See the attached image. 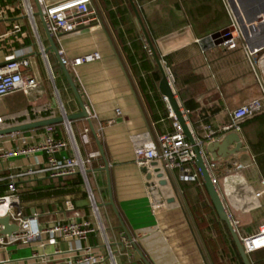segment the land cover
Wrapping results in <instances>:
<instances>
[{
  "label": "crops",
  "instance_id": "0c3cea01",
  "mask_svg": "<svg viewBox=\"0 0 264 264\" xmlns=\"http://www.w3.org/2000/svg\"><path fill=\"white\" fill-rule=\"evenodd\" d=\"M39 1L54 5L66 0ZM24 2L32 9L33 23L26 15ZM133 2L162 64L171 72L173 90L197 141L209 143L204 140V127L219 131L230 124L234 110L263 99L264 49L252 61L239 48L203 49L199 44L200 40L231 24L222 0ZM89 8L94 17L87 24L57 38L50 37L59 56L65 60L93 53L100 55L99 60L66 69L101 142L108 171L102 169L104 161L85 119L53 127L54 137L64 141H68L65 129L68 128L77 148L75 153L69 145L55 155L57 160L74 159L75 155L83 161L91 159L86 179L97 215L90 207L81 175L80 186L76 185L73 175L52 178L47 173H39L20 179L16 187L23 213L32 221L33 230L69 221H86L96 230L81 242L56 238L52 243L40 236L29 245L0 247V260H8V264H80L76 262L78 249L89 248L95 258L102 259L94 264H144L136 249L148 264H212L205 247V232L190 214L188 205V198L194 192L193 196L200 198V202L196 201L199 205L209 206L201 185L182 181L176 169L165 168L160 160L147 164L135 160L137 146L172 132L174 116L157 90L159 81L152 90L147 82L150 73L134 74L122 53L117 32L124 36L128 47L131 37L143 39L132 9L127 0H91ZM0 10V65L10 57L27 60L25 75L36 83L34 89L0 99V128L79 113L80 106L58 58L49 49L48 32L41 20L34 17V0H0ZM120 11H125L127 22H120L117 14ZM109 13L116 15L114 28ZM14 26L19 28L18 32ZM130 29L134 31L131 37L126 33ZM104 31L122 63L136 100ZM148 56L155 66L149 50ZM140 82L145 84L144 91ZM85 128L89 129L87 145L81 141ZM43 133L44 128L0 137V150L30 147L41 141ZM228 134L239 137L241 150L224 159L213 161L207 156L206 160L214 164L210 175L216 180L231 220L237 224L239 237L243 238L255 234L264 225V109L244 120L237 132L221 133L215 141ZM235 146L232 142L227 150L232 151ZM45 164L43 153L0 159V183L5 182L7 186L9 175L30 168L42 169ZM237 166L243 168L237 170ZM22 195H32L33 199L22 201ZM110 200L116 212L109 205ZM202 215L207 218V213ZM213 234L211 231L209 239L217 251L219 245L215 244ZM224 248L231 247L228 244ZM226 256L230 262V256ZM254 256L257 264H264V249L254 252Z\"/></svg>",
  "mask_w": 264,
  "mask_h": 264
},
{
  "label": "built area",
  "instance_id": "2783aa9c",
  "mask_svg": "<svg viewBox=\"0 0 264 264\" xmlns=\"http://www.w3.org/2000/svg\"><path fill=\"white\" fill-rule=\"evenodd\" d=\"M24 1V0H23ZM91 0H66L64 2L54 5H44L42 2L41 8L43 13L44 25L51 37H59L62 34L71 33L79 27L88 23L91 17H94L93 11L89 8ZM227 12L231 17V24L226 28V32L220 35V38L225 39L220 46L228 50L241 49L250 60L263 49H255L250 51L243 41L242 34L238 23L235 20L234 12L231 8V2L235 4V0H222ZM26 15L33 23V12L27 2H24ZM1 11V10H0ZM2 19L0 13V20ZM14 31L18 32L19 28L14 26ZM98 53L88 54L74 60H65L61 58L65 67L79 66L84 63L99 60ZM28 61L24 59L8 58L0 65V99L5 98L16 92L31 90L36 87L33 79L25 75L24 70L28 67ZM169 80H172L170 70L163 64ZM263 81V80H262ZM264 89V82L261 83ZM264 109L263 99H256L249 102L247 105L234 110L231 114V122L229 125L222 127L219 131H214L209 127H204L205 142H213L221 133L237 132L239 125L246 119L252 118L262 112ZM120 115V112H116ZM170 115L172 113L170 111ZM64 116V114H63ZM110 123V122H109ZM66 133L68 141L56 139L54 137L55 129L53 126L45 127L41 141L27 147L17 148L15 150L2 151L0 150V159L9 160L16 157L27 156L30 154H45L46 164L42 169H27L11 174L6 178L7 190L5 194H0V219L8 218L9 224L15 225L17 231L10 236L0 237V247H8L14 245H29L36 242L40 236L47 237L49 242L55 243V239H71L76 241H85L87 236L96 229H94L89 222H75L69 221L67 223L56 222L50 227L33 230L31 227V220L28 219L24 213L21 200L18 196L16 183L22 179L34 176L39 173H47L50 177H64L71 176L76 173L81 175L85 189L90 200V207L95 215H97V206L93 200V195L86 179L87 166L91 165V159L83 161L78 155L74 159L59 161L55 155L66 150L71 145L76 153V143L73 136L70 134L68 128ZM172 132L160 135L156 141H150L143 145L137 146L134 150L135 160L139 163H150L152 161H162L165 168L179 172V178L182 181H195L199 177L198 170L195 165V153L184 137L180 126L174 119L172 124ZM89 129L85 128L81 133V141L84 144L89 142ZM98 136V135H97ZM198 143H202L197 141ZM213 162L206 161V168L210 172L213 169ZM243 166H237L236 169H242ZM195 170V171H194ZM194 171V173H193ZM212 182L216 185V180L211 176ZM2 180H0L1 182ZM236 229V222L232 221ZM3 229L0 226V231ZM102 230V228H99ZM237 231V229H236ZM245 253L249 256L251 253L264 249V225L258 228V231L248 237H239ZM79 258L76 260L80 264H94L101 258H95L89 248L78 249ZM58 253V252H56ZM33 257L35 255H32ZM9 261L0 260V264H8Z\"/></svg>",
  "mask_w": 264,
  "mask_h": 264
},
{
  "label": "water",
  "instance_id": "95a60500",
  "mask_svg": "<svg viewBox=\"0 0 264 264\" xmlns=\"http://www.w3.org/2000/svg\"><path fill=\"white\" fill-rule=\"evenodd\" d=\"M133 15L135 19V25L137 26L139 32L141 33L145 45L147 46L150 54V58L153 61L154 65L157 67V70L160 74V80L158 82L157 90L159 94L164 98V100L167 102L169 110L171 111L172 115L174 116V119L178 123V125L181 128V131L188 141V143L191 145L194 153H195V165L199 173V177L205 187V190L208 194V197L211 201V204L215 210V213L218 217V220L222 223H224L227 227V230L235 244V247L237 249V252L240 256V259L243 264H251L249 260V256L245 253L242 244L240 242L239 235L234 228L232 224V220L230 218V215L228 214L226 207L218 193V190L216 188V185L213 184L212 178L210 175V172L206 168V159L207 156H210L211 160L217 161L218 158H227L229 156L237 154L242 147V144L239 140V137L236 134H228L226 135L222 140L220 141H213L209 143H198L192 129L190 128L187 118L185 115L184 110L182 109L177 96L173 90L172 84L166 74L165 68L153 46V43L144 27V24L141 20V17L138 13V10L133 2V0H127ZM36 13L34 14V17H38L41 22L44 25V19H43V13L42 8L39 0H34ZM231 8L234 12V17L236 22L238 23L243 41L246 43L248 49L250 51H253L255 49H263L264 48V0H235V4L231 2ZM45 26V25H44ZM226 30H222V33H225ZM105 36L108 40L109 45L111 46L112 52L127 80V84L131 90L132 96L136 100L135 93L132 89V85L127 78V75L125 73V70L122 66V63L114 49V47L111 44V41L106 33L104 31ZM221 32H216L202 40L199 41V44L203 49H208L211 47H219L224 41L229 39L228 37L225 39L220 38ZM48 41L50 43V50L54 52V54L58 58L59 65L64 73V76L66 77L68 84L70 86V89L72 90L79 106H80V112L77 114H71V115H65L60 116L58 118H49L44 119L36 122L21 124L18 126H12L8 128H0V137L5 136H13L16 134H20L27 131L32 130H38L49 126H54L58 124H65L68 125L72 121L85 119L88 122V126L90 129L91 134L95 138V143L98 149V154L101 156V158L104 161L103 170L105 172L108 171V164L105 159V155L102 149L101 142L97 136V133L95 132L92 122L89 118L88 112L79 96V93L69 75L68 70L64 66L61 57L59 56L58 48L54 44L52 38L50 37L49 33H47ZM139 107V105H138ZM234 142L236 144L234 150L228 151L227 147L229 144H232ZM218 150V153L216 152ZM217 153V154H216ZM217 155V156H216ZM88 171L86 170V173ZM109 205L114 208V204L112 200H110ZM116 212V211H115ZM0 226L3 227V229L0 231V237L4 236H10L13 232L17 231V227L15 225L9 224L8 218H2L0 219ZM137 254L139 255V258L143 261L144 264H148L147 260L143 257V255L140 253L138 249H136Z\"/></svg>",
  "mask_w": 264,
  "mask_h": 264
},
{
  "label": "trees",
  "instance_id": "16d2710c",
  "mask_svg": "<svg viewBox=\"0 0 264 264\" xmlns=\"http://www.w3.org/2000/svg\"><path fill=\"white\" fill-rule=\"evenodd\" d=\"M120 16V22L121 23H125L127 22L126 20V14L125 11H120L117 13ZM128 16V15H127ZM115 17L116 15L113 13H109L108 14V18L111 21V25L112 27H116V21H115ZM133 30L130 29L128 30L126 33L129 34V36L131 37V35L133 34ZM131 34V35H130ZM117 38L118 41L120 43L121 46V50L122 53L125 56L126 61L128 62V65L130 67V69L132 70V72L134 74H138L139 73H150V76L147 77V82H148V86L152 89L155 90V84L160 80V74L157 70L156 66H153L150 61H149V56H148V50L144 45L143 39L141 37H131V42H130V46H126L125 42H124V36L121 33L117 32ZM138 63V66H137ZM139 85L141 86V89L144 91L145 88V84L143 82H140ZM150 99L147 100L148 104L151 105V100ZM75 180H76V185L80 186L82 185V181L80 179V175L74 174L73 175ZM65 178L69 177V176H64ZM199 183L201 185V188L203 189L206 197H207V201L209 206H203V205H199L198 202H196L197 200H192L191 199V195L189 196L188 200V205H189V210H190V214L192 216H194V219H196V221H199L198 225L200 226L201 230L204 231L205 235L208 237H204V242H205V247L208 251V258L210 260V262H212V264H218L217 260L218 255H217V251L216 248L214 247V243L209 239L210 233L211 231L215 232V235L218 237L217 239H219L222 243V245L226 247V245L229 244V246L231 247L230 249H227L226 252H228V254L226 253V255H229L231 258V263L232 264H243L240 256L237 252V249L235 247V244L227 230V227L224 223L220 222L218 220V217L215 213V210L211 204V201L207 195V192L205 190V187L201 181V179L198 177L195 181H193V184H197ZM7 188V186L5 185V182L0 183V194H4L5 189ZM65 191H62V193H64ZM22 201H27V200H32L33 197L32 195L29 196H25L22 195L21 196ZM195 203V204H194ZM199 206L201 207V209L199 208ZM209 209V210H208ZM211 210V211H210ZM209 211V212H208ZM207 213V218H205L206 216H203V213ZM209 213V214H208ZM211 214V216H210ZM207 223V225H204ZM209 239V240H208ZM220 246V245H219ZM225 254V251L222 252ZM249 260L251 262V264H257V262L255 261V256L254 253H251L249 255Z\"/></svg>",
  "mask_w": 264,
  "mask_h": 264
},
{
  "label": "rangeland",
  "instance_id": "374dc122",
  "mask_svg": "<svg viewBox=\"0 0 264 264\" xmlns=\"http://www.w3.org/2000/svg\"><path fill=\"white\" fill-rule=\"evenodd\" d=\"M192 192H193V190H192ZM194 193V192H193ZM193 193L191 194L192 195V197H191V199L192 200H194V202H195V200H198V202H200V198H198V197H194L193 196ZM190 194V193H189ZM206 218V217H205ZM205 223H206V221H205ZM204 225H207V223L206 224H204ZM214 232V231H213ZM212 238H213V240H214V242H215V244H217V245H220V246H218V248H217V255H218V260H217V263L218 264H230V262L228 261V259H227V256H226V250H225V248H224V246L222 245V243H221V241L219 240V239H217L218 237H216V235H215V232H214V234L212 235ZM225 251V254L224 253H222V252H224Z\"/></svg>",
  "mask_w": 264,
  "mask_h": 264
}]
</instances>
